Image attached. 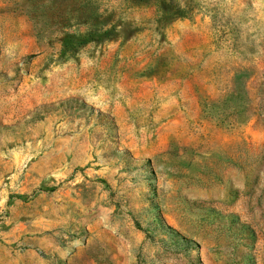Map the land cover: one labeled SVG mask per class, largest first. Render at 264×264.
I'll return each instance as SVG.
<instances>
[{"label": "rangeland", "instance_id": "obj_1", "mask_svg": "<svg viewBox=\"0 0 264 264\" xmlns=\"http://www.w3.org/2000/svg\"><path fill=\"white\" fill-rule=\"evenodd\" d=\"M0 264H264V0H0Z\"/></svg>", "mask_w": 264, "mask_h": 264}, {"label": "trees", "instance_id": "obj_2", "mask_svg": "<svg viewBox=\"0 0 264 264\" xmlns=\"http://www.w3.org/2000/svg\"><path fill=\"white\" fill-rule=\"evenodd\" d=\"M174 231V233H176L177 235H179L177 232H175V230H173ZM183 238V237H182ZM183 239H185V238H183Z\"/></svg>", "mask_w": 264, "mask_h": 264}]
</instances>
